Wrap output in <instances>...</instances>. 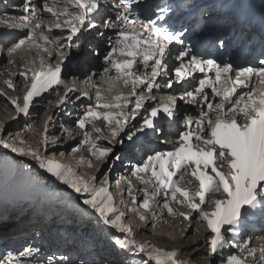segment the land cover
I'll list each match as a JSON object with an SVG mask.
<instances>
[{
  "label": "snow or ice",
  "instance_id": "obj_1",
  "mask_svg": "<svg viewBox=\"0 0 264 264\" xmlns=\"http://www.w3.org/2000/svg\"><path fill=\"white\" fill-rule=\"evenodd\" d=\"M105 2L43 0L41 5L36 0H23L22 15L5 14L0 18V25L24 33L6 49L9 65H17V56L23 59L33 51L39 56L38 67L37 60L29 58L20 66L22 70L5 73L8 78L3 83L7 88L15 90L12 77L16 75L23 78L25 88L22 96H7L0 89V94L15 107V115L9 119L28 116L34 99L46 92H55L53 107L61 110L75 104L70 94L79 93L76 100L86 98L80 109H74L75 128L61 125L65 139L81 137L71 151L74 163L60 158L64 152L50 151L62 140L48 134L54 122L48 113L40 130L28 126V131L38 137L37 143H29L20 133L5 138V122L0 121V145L31 157L41 169L79 194L82 203L97 214L98 221L115 230V246L146 257L136 264L191 262L180 258L178 248L169 250L151 240L137 239L135 226L122 210L125 194L131 197L128 211L137 213L142 221H147L145 213H150L153 227L161 218L157 208L189 221L188 227H192L193 219L202 224L208 230L203 241L206 252L209 256L220 254L221 264H264V243L253 245V237L241 238L243 218L255 210L264 215V58L247 66L206 58L186 43L187 29L172 30L167 26L165 18L172 11L170 7L155 5V18L140 19L139 15L133 18V10L142 7V0H117L112 5L115 15L102 18L100 11ZM158 21H164V25ZM99 29L113 30L114 35L108 38L107 51L101 53L93 48L88 53L93 57L102 55L103 70L89 75L83 82L85 90H81L78 77L73 76L71 83L63 78L66 53L80 49L83 31L96 30L103 36ZM174 43L181 50L174 57L177 64L170 67ZM219 45H224L223 39ZM4 52L0 49V54ZM54 55L55 64L46 62V57ZM97 75L98 81L93 79ZM163 89H173L176 94H155ZM178 101L193 106L196 114L181 119ZM165 120L176 126L172 133L175 139H165L163 143L170 147L133 165L131 178L116 180L117 186L122 179L128 185L118 193L119 200L107 173L98 179L95 173L80 171L86 166L99 172L115 146L133 141L137 134L151 132L159 138L163 132L161 121ZM120 159L119 155L113 156V162ZM133 179L143 185L139 203L133 195ZM199 232L196 228L195 233ZM229 249L236 251L223 256ZM40 252V248L31 246L15 253L9 251L0 257V264H53L54 260L55 264H64L66 260L63 256L48 257L41 262L37 259ZM79 264L86 262L81 260Z\"/></svg>",
  "mask_w": 264,
  "mask_h": 264
},
{
  "label": "bare ground",
  "instance_id": "obj_2",
  "mask_svg": "<svg viewBox=\"0 0 264 264\" xmlns=\"http://www.w3.org/2000/svg\"><path fill=\"white\" fill-rule=\"evenodd\" d=\"M2 2L4 3V5ZM36 2L42 5V2L40 0H36ZM237 2L239 3L238 8L236 9L238 13L240 10L244 9L245 3L241 4L240 1H237ZM22 3H23V0H4V1L0 0V18H5V14H7V16L9 17L22 15L23 13L20 10V5ZM262 3H264V0H255V7L259 9ZM102 10L104 12L105 11L107 12V15L105 16V18L107 16L115 15L114 12H112L113 10L112 6H108ZM250 14L254 16L255 12L254 14L253 13H250ZM100 16H103V13H101ZM45 19L46 20L48 19L47 15L45 16ZM0 26H2L0 28V49L5 50L4 54H0V89H4V91L7 93V96H22L25 92V88L23 86L24 84L23 78L20 77L19 75L12 77L13 83L16 85V88L15 90L9 89L3 83V81L8 78L5 73L7 71L18 72L19 70H22L20 66L25 62V60L29 58L36 59L37 60L36 66L38 67L39 66V56L36 54L35 51H33L32 53L26 54L23 59H21L20 56H17L16 57L17 65H9L8 57L6 55V49L7 47H10L13 43H15L17 39L20 36H22L24 33L18 30L8 29L3 25H0ZM99 31H103L104 33L101 38L103 43L98 44L97 42L98 39H93L96 36H99L97 35V31L95 30L92 32L83 31V34L80 36V40H81L80 49L79 50L71 49V50H68L66 53L67 57L69 58H67V60L65 61V73L63 74V78L68 80L71 83L73 76L78 77L77 86L81 90H85V85L83 82L87 79L89 75H91L93 72L97 74L102 72L103 60H102V55L99 57H93V56H89L88 53H82L84 56H83V60H81L80 58L82 57V55L79 57L78 54H80L81 51L84 49H87L89 50L88 52H91L93 48L99 49L101 53L107 51L110 47L108 38L114 35L113 30L99 29ZM90 46L92 48L89 49ZM40 55H44V54L40 53ZM46 62L55 64L57 62V58L55 57V55L53 57H46ZM176 64L177 62L175 61V59L171 58L169 66L172 67ZM197 75H200V74H197ZM93 79L98 81L99 76L97 75L93 77ZM159 79L160 78H158V80ZM160 82L163 83L162 80H160ZM177 87H180V85ZM59 91L63 92V89H59ZM166 93H175V92L173 91V89H163V91L159 93H155V94L158 96H167ZM70 95H72V99L75 101V104L67 105L61 110V109H56L53 107V104L56 100L55 92H46L42 95V97H38L34 99V103L30 107V114L28 116H24L23 114H21L15 119H9V117L15 115V107L14 105L11 104V102L7 99L5 95L0 94V121L5 122V129H6L4 133L5 138H14L17 133H20L22 136H24L25 139L28 140L29 143H37L38 137L33 132L28 131V126L31 125L33 128L40 130L41 123L45 117V114L46 113L51 114L53 115L54 122L50 125V130L48 134L50 136H60L62 143L56 145L54 148H51L50 151L56 152L57 154H59L60 152H64L65 156L60 157V158L64 160V162L74 163L75 161L72 159L70 151H72V148H74L80 142L81 137L77 135L75 139H72V140L65 139L63 136H61V125H64L66 127L75 128L74 121L76 118V111L74 109H80L83 102L86 100V98L82 97L81 100H76L75 96L79 95V93L70 94ZM178 107L180 109V111L178 112V116L181 119L185 116L186 113H188L187 115H193V116L196 114L195 111L193 110V106L186 105L182 101L178 102ZM137 120H139V117H137ZM167 122H168L167 120L161 121L163 132L160 134L159 138L156 135L152 134L151 132H148L147 134H137L138 136L134 137L133 141L125 140L123 145L117 144L115 146L113 156L119 155L121 157L120 162L122 160L123 162L126 161L124 165L126 166V168H124V171L120 169L121 172L123 171L122 177L130 178L129 173L131 172L132 166L138 163L139 161H141L147 155H151L155 151L166 150L167 147H170V145H166L165 143H163V141L165 139H175L172 133L175 132L176 126L170 125V123L169 122L167 123ZM133 123H136V121H133ZM166 126L168 127V129L166 128ZM135 142H137V144H140V146L143 148L142 151L140 152L141 155L139 154L136 156L127 148L129 144L135 145ZM105 144H107V142H105ZM118 147H122V148H118ZM141 147L138 148V150L136 149L137 151L135 153H138L139 149L141 150ZM83 154L86 156L88 155L86 152ZM77 155H79V153ZM114 163H116V161ZM132 163H135V164L132 165ZM29 165H31V167H29ZM127 166H129V168ZM115 168L116 167H114L113 169V167H111V171L107 172L112 185L114 184V186L112 187L114 188V190H112L114 192L117 191V188H116L117 185L115 183L116 177H114ZM82 169H86V166H82ZM86 173L96 174L97 172L95 169H88ZM132 183L133 185H137L139 182L135 180ZM135 188L136 186L134 187V191H135ZM64 190L65 192H67L66 196L68 197L72 196L69 202V205H68L70 206V208L68 207V210H69L68 213H72L71 211L74 210L72 209V207H75L81 210L79 212H83V215L79 214L80 219L82 220V223H85V222L88 223V220L91 218L99 222L97 214L94 213L91 209H88V206L82 203L80 195L75 193L74 190H72L69 186L63 184L56 177L46 172V170L41 169L38 166V164L31 159V157L24 158L23 155L19 153H15L11 149L5 148L2 145H0V224L8 220L9 222L10 221L14 222L12 225L0 231V237H3L4 239H8V241H6L8 245L13 244L12 246H14L16 245V243H20L21 241H15V240L21 239L22 237L21 234L25 233L28 230V228L24 229L23 222L33 219V214L31 213L34 212L33 210L37 207L36 199L34 197L38 195L39 193H44L45 195H52V197L56 200L58 197V193ZM23 195L26 197L25 199L23 198ZM64 203L65 202L60 203V204L62 205ZM85 209H87V211H85ZM180 211H188V210L185 208H180ZM39 212H41L40 216H43V218L41 219L46 221L44 222L45 224L43 226L42 225L40 226V229H41L40 231H42V229L43 231H45L42 234H47L48 231L46 230L45 227L48 226L49 224L54 226L56 220L60 217H62V220L60 222L63 225L65 224L66 227H72V230L73 228H76V227H79V228L85 227L84 226L85 224L76 225L75 223H77V219H75L74 216H67L64 210H62L61 213H59L61 215L60 217H57V215L55 214V210H45V211H39ZM52 216L55 221L50 220ZM193 216H195V213H193ZM243 219H244L243 226L249 224L247 225L249 230H254L253 231L254 234L253 233L250 234V235L253 234V237L257 236V233L264 232V215H262L259 210H257L256 212H253V214L249 216L244 217ZM181 220H182L181 217L177 219V222H179L178 227L181 229V232L186 231V230H193L194 232L193 236L188 238V241L186 240L181 244L177 243L174 240V238L170 236L171 232L169 231V228L167 227V223L165 224L159 223V225H156V227L153 229V232H150L151 234L146 235L145 238L143 239L151 240L152 242L156 243L158 246L164 247L169 250L172 248H178L180 249L181 259H187L191 262V264H195L193 259L189 256H191L192 254L196 252H200L202 250L206 251V245L203 243V241H204V238L208 235V230L202 224H197L195 219L191 221L192 227H188L190 223L189 221L183 220L181 223ZM257 222H259L258 224H263V226L255 227L252 225L253 223H257ZM28 224L31 225L29 221H28ZM41 224H43V222ZM133 225L137 229V226L135 225V223ZM34 226L37 227L36 225ZM196 228L200 229L199 235L195 233ZM258 228H261V229L259 232L255 234V231H257ZM33 229H36V228L33 227ZM33 229L30 228V230H33ZM85 229L87 231V228ZM113 234H109V236L113 237ZM227 235L229 237L231 236L230 233H228ZM12 236H15V237H12ZM42 237L43 239H47L46 235H42ZM10 238H13L14 240ZM137 239L142 240L140 239V237H138ZM93 240L94 242L93 243L91 242L90 245L94 244V247L88 248L89 251L88 250L83 251L86 254H88L86 259H89L90 257H95L94 259L97 260L94 263H90V264H103L100 262V260L103 261V260L111 259L110 256H112L113 253L109 252V254L105 255L106 251H103V249L105 248V245L100 244L101 237L100 236L94 237ZM74 241L75 240L71 241L72 246L75 245ZM25 242L26 241L24 240L21 244ZM261 243H262V240L260 239H258V243H256V241H252L253 245H259ZM60 246H59V249H60ZM9 247L10 246H7V245L4 246L3 252L5 254L9 252V249H10ZM76 247L78 250L80 251L82 250L78 245H76ZM67 248L68 247L65 246V248H63L62 250L63 253L61 254L57 253L60 256L64 255L63 257L66 258L64 264L71 263V260H70L71 256L67 255V253L64 252ZM69 250L70 248L68 249V251ZM10 251L14 253L19 252L16 250H10ZM229 251L234 252L236 250L235 249L226 250L223 256H227L229 254ZM217 255L219 257L221 256L220 254H217ZM3 256H0V257H3ZM52 256H50V254L46 255V254L41 253L38 255L37 259L38 261L43 262V261H46L48 257H52ZM53 257L56 258L55 255ZM86 261H90V260H86ZM53 264H55V260Z\"/></svg>",
  "mask_w": 264,
  "mask_h": 264
},
{
  "label": "rangeland",
  "instance_id": "obj_3",
  "mask_svg": "<svg viewBox=\"0 0 264 264\" xmlns=\"http://www.w3.org/2000/svg\"><path fill=\"white\" fill-rule=\"evenodd\" d=\"M3 5H4V3H3ZM88 51L89 50L84 49L81 51L80 54H78L79 57L82 55V57L80 58L81 60H83V56H84L82 53H89ZM166 128L168 129L167 126H166ZM140 147H141L140 144H137V142H135V145L129 144L127 146V148L136 156L138 154H140V152L143 149L141 147V150L139 149L138 153H135L138 150V148H140ZM118 148H122V147H118ZM23 157L27 158L26 156H23ZM125 163H126V161L123 162V160L121 162H120V160H118V161H116V163H114L113 162V154H112L109 156L107 161L103 165L100 166L99 172H97L96 175L98 176V179H103L104 174L108 172L109 168L113 167V169H114V167H116L114 170V177H116L115 180L120 179L123 175L122 172L124 171V168H126V166H124ZM133 164H135V163H132V165ZM127 167L129 168V166H127ZM88 169L89 168H87V167H86V169H82V167H81L80 171L83 173H86ZM120 169L123 171L121 172ZM83 170H85V171H83ZM129 174H130L129 177L131 178V172ZM134 181H135V179L132 180V182H134ZM113 186H114V184L112 185V187ZM135 186H136L135 191L133 188V195H137V202L139 203V201L143 199V194H142V192L139 191V189H141L143 187V185H140L138 183ZM127 187H128L127 181L122 179L119 186H116L117 191L116 192L113 191L114 194L116 193L115 195H116L117 200L120 199V196L118 195V193L122 190H125ZM112 190H114V188H112ZM66 193L67 192H65V190L58 193V197L56 200L52 197V195H45L44 193H39L38 195H36L34 198L36 199L37 207L33 210L35 213L34 212L31 213V214H33V219L27 220L26 222H23L24 229H26V228L30 229L32 227H35L34 225H40V226L42 225L43 226L45 224V223L41 224L42 221H44L43 219H41V222H40V220L38 222H35L37 220L36 218L40 217V215H41V212H39V211L55 210V214L57 215V217H60L61 215L59 213H61V211L64 210L65 214L67 216H74V218L77 219V223H75L76 225L77 224H85L84 228L76 227V228H73V230H72V227H66L65 224L63 225L60 222L62 220V217L58 218L56 220L53 228L55 230H57V232L59 233L60 236H58V238H60V240L58 239L54 248L50 252L51 254H53V256L54 255L57 256L58 254L63 253V251H62L63 248H65V246H67L68 248L64 252L67 253V255L71 256V259H70L71 263L70 264H79V262L81 260L85 261L87 264L94 263L95 261H97L96 259H94L95 257H90L89 259H86L88 254H86L83 251L84 250L89 251L88 248H93L94 244L90 245V243L94 242V240H93L94 237L100 236L101 237L100 244H104L105 248H106V250H105V248L103 249V251H106L105 255L109 254V252L113 253L112 256H110L111 259L103 260V261L100 260V262L103 264H136V262L139 259L146 258V257H143L139 254H136V255L129 254L126 251L121 250L117 246H115L112 242V236H109V234H113V233H114L113 235L117 234L114 231V229H111L108 226H105V225L97 222L93 218L89 219L88 223L87 222L82 223V220L80 219L79 214L83 215V212H79L81 210H79L75 207H72V209H74L71 211L72 213H68L69 212L68 207L70 208V206H68V205H69V202H70L72 196L68 197V196H66ZM23 198L25 199L26 197L23 195ZM123 199L126 201V203L122 209L126 213V219L129 220L133 224L135 223V225L137 226V229H136L137 238L140 237V239L144 240L143 238H145L146 235L151 234L150 232H153V229L156 227V226L155 227L152 226L153 220L151 218L150 213H145L146 215L149 216V219L147 221L140 220L138 218L137 213H130L128 211L129 205L131 203V197L129 195L125 194ZM81 201H82V198H81ZM63 202H65V203L61 205L60 203H63ZM81 207H82V205H81ZM37 208H39V209H37ZM155 211L158 213V215L161 216V218L159 220L155 221V224L159 225V223L160 224L167 223V227L169 228V231L172 234V235L170 234V236H172L177 243L181 244L186 240L188 241V238L193 236V234H194L193 230H186V231L181 232V229L178 227L179 222H177V219L180 217L169 216L167 214L166 210H163L160 208L155 209ZM49 212H51V211H49ZM50 220L55 221L53 216L51 217ZM28 221L31 225L28 224ZM165 221H167V222H165ZM182 221L183 220H181V223H182ZM13 223H14L13 221L9 222V220L2 222L0 224V227H1L0 231H2L4 228H7L10 225H12ZM25 225H27V226H25ZM260 226L262 227L263 224H260ZM243 227L244 226L242 224V226H241V237L247 238V237H249L248 235H250L252 232H251V230H249V228L247 226L245 228H243ZM85 228H87V231ZM260 229L261 228H258V230L255 231V234L257 232H259ZM65 230H66V232H65ZM81 231H83V232H81ZM44 232L45 231H43V229H42V233H44ZM253 234H254V232H253ZM253 234L250 236L253 237ZM258 236L264 237V232L263 233H257V236L253 237L252 241H256V243H258V239H257ZM72 240H75L74 246L71 245ZM262 243H264V240H262ZM76 245H78L82 250L81 251L78 250ZM59 246H60V249H59ZM69 248H70V250L68 251ZM224 253H223V255H224ZM51 254H50V256H52ZM62 256H64V255H62ZM189 257H191L193 259L195 264H220L221 263V256L220 257L218 255L209 256L207 254V252L204 250H202L200 252H196ZM86 260H90V261H86ZM150 264H151V262H150Z\"/></svg>",
  "mask_w": 264,
  "mask_h": 264
}]
</instances>
